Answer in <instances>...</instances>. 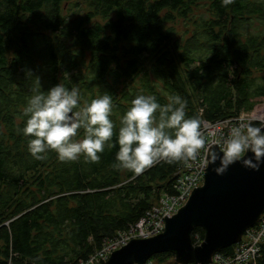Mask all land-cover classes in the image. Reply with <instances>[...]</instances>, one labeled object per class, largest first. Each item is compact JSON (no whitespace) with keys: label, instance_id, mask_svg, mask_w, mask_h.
Listing matches in <instances>:
<instances>
[{"label":"trees","instance_id":"1","mask_svg":"<svg viewBox=\"0 0 264 264\" xmlns=\"http://www.w3.org/2000/svg\"><path fill=\"white\" fill-rule=\"evenodd\" d=\"M200 1L0 0V264L86 261L171 192L202 122L264 100V0Z\"/></svg>","mask_w":264,"mask_h":264},{"label":"water","instance_id":"2","mask_svg":"<svg viewBox=\"0 0 264 264\" xmlns=\"http://www.w3.org/2000/svg\"><path fill=\"white\" fill-rule=\"evenodd\" d=\"M63 104L59 120L63 135L73 137L79 114ZM201 188L173 218L163 234L133 240L112 253L105 264H144L155 255L172 253L177 264H208L212 256L238 243L244 231L264 212V153L253 150L244 157L229 159L213 149ZM197 227L204 241L194 246L191 234Z\"/></svg>","mask_w":264,"mask_h":264},{"label":"built area","instance_id":"3","mask_svg":"<svg viewBox=\"0 0 264 264\" xmlns=\"http://www.w3.org/2000/svg\"><path fill=\"white\" fill-rule=\"evenodd\" d=\"M254 124L257 125L252 127ZM178 147L185 159L177 171L171 192L162 193L158 202L134 226L106 241L99 251L79 264H105L112 253L127 243L163 234L167 219L177 215L193 192L203 186L204 170L208 168V156L212 149L217 148L227 156L238 159L251 151V147L264 151V100L238 116L213 123L202 122ZM259 220V229L248 232L245 240L233 245L231 255L226 256L219 251L208 264H257L264 246V212ZM144 264L155 262L149 259Z\"/></svg>","mask_w":264,"mask_h":264},{"label":"rangeland","instance_id":"4","mask_svg":"<svg viewBox=\"0 0 264 264\" xmlns=\"http://www.w3.org/2000/svg\"><path fill=\"white\" fill-rule=\"evenodd\" d=\"M74 1H76V0H74ZM251 1H255V0H251ZM209 5H210V1L209 0H201L200 3H199L198 8L194 12V15H197V17H198L199 15H204L205 14L206 15V18H207L209 16V10H210L209 9ZM72 11H73V8H71V4L69 2H67L66 4H64V8L62 10V13H63L64 16L70 17V15L72 14L71 13ZM95 21L104 24V22L101 21V20H99V19L94 20V22ZM175 22L180 23V22H178V19H176ZM256 28L262 29L261 25L256 22V23H253L252 26H250V28H248V32L254 34V32H255L254 29H256ZM43 34H44V36L47 35V38H52V34L51 33L43 32ZM53 112L55 114V111L54 110H53ZM53 112L49 111L48 112V115L49 114L50 115H53ZM173 261H175V260L168 259L167 258L166 261L163 264H171Z\"/></svg>","mask_w":264,"mask_h":264},{"label":"bare ground","instance_id":"5","mask_svg":"<svg viewBox=\"0 0 264 264\" xmlns=\"http://www.w3.org/2000/svg\"><path fill=\"white\" fill-rule=\"evenodd\" d=\"M242 113H246V112H241V113H239L238 115H240V114H242ZM238 115H236V116H238ZM235 117V116H234ZM232 118V117H231ZM257 124H254L252 127H255ZM213 150V149H212ZM253 150H256V151H258V152H262V153H264V151H262V150H260V149H253ZM218 152H220L219 150H217ZM250 152V151H249ZM249 152H247V153H249ZM210 153V152H209ZM221 154H223V155H225L226 157H228L229 159H232V157H229V156H227L226 154H224V153H222V152H220ZM247 153L245 154V155H247ZM244 155V156H245ZM243 156V157H244ZM209 157V156H208ZM208 162H209V158H208ZM208 167H209V164H208ZM208 169V168H207ZM204 181H205V178H204ZM259 219H260V217H259ZM257 220L256 221V223L253 225V226H251L250 228H248V229H246L245 231H244V233H243V235L241 236V238H240V240H239V242L241 241V240H245V238H246V236H247V233L248 232H254V231H256L257 229H259V224H260V221L261 220ZM238 242V243H239ZM202 243V242H201ZM200 243V244H201ZM199 244V245H200ZM237 244V243H236ZM235 245V244H234Z\"/></svg>","mask_w":264,"mask_h":264}]
</instances>
